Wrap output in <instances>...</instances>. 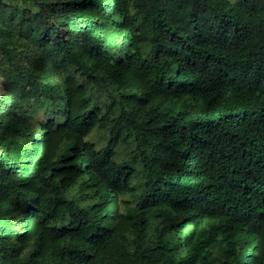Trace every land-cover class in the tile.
I'll list each match as a JSON object with an SVG mask.
<instances>
[{
  "label": "trees",
  "instance_id": "trees-1",
  "mask_svg": "<svg viewBox=\"0 0 264 264\" xmlns=\"http://www.w3.org/2000/svg\"><path fill=\"white\" fill-rule=\"evenodd\" d=\"M0 76V264H264V0H0Z\"/></svg>",
  "mask_w": 264,
  "mask_h": 264
},
{
  "label": "rangeland",
  "instance_id": "rangeland-1",
  "mask_svg": "<svg viewBox=\"0 0 264 264\" xmlns=\"http://www.w3.org/2000/svg\"><path fill=\"white\" fill-rule=\"evenodd\" d=\"M2 84V78L0 76V93L3 90ZM87 107H93L94 110H97L99 112L100 123L86 137V140L94 143L97 148H101V146H103L108 139V127L117 117L118 107L108 97L101 96L95 92L87 94L85 98L78 101L76 104L77 109H84ZM45 108L46 106H43L35 113L38 119L46 120L48 117L54 114L52 113V111H56L53 107H48L46 110ZM58 117H60V114H58ZM134 146L135 141L133 136H123L116 147L115 159L117 161H121L127 158ZM122 199L127 202L132 201L133 203L135 201V194H133V192H129L128 194H124L122 196Z\"/></svg>",
  "mask_w": 264,
  "mask_h": 264
}]
</instances>
